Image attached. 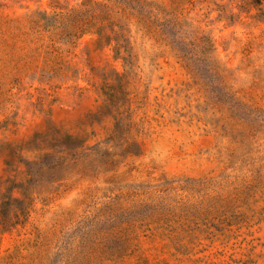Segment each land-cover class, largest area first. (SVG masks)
<instances>
[{
  "label": "rangeland",
  "instance_id": "obj_1",
  "mask_svg": "<svg viewBox=\"0 0 264 264\" xmlns=\"http://www.w3.org/2000/svg\"><path fill=\"white\" fill-rule=\"evenodd\" d=\"M0 264H264V0H0Z\"/></svg>",
  "mask_w": 264,
  "mask_h": 264
}]
</instances>
